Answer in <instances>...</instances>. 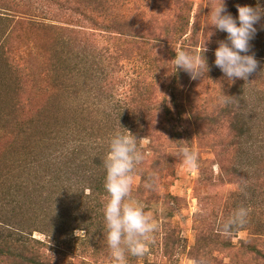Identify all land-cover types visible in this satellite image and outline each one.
<instances>
[{
  "label": "rangeland",
  "instance_id": "rangeland-1",
  "mask_svg": "<svg viewBox=\"0 0 264 264\" xmlns=\"http://www.w3.org/2000/svg\"><path fill=\"white\" fill-rule=\"evenodd\" d=\"M95 1L0 0V221L20 225L38 240L55 235L80 264L88 249L82 238L85 213L92 208L95 216L107 201L92 202L87 195L89 178L103 170L111 137L126 132L121 127L125 108L118 112L122 101L130 103L132 111L153 109L151 125L156 131L151 139L142 137L147 150L142 166L159 168L155 190L146 189L141 174L135 175L132 200L143 204L159 227L146 254L129 255L128 264H264L252 259L245 248L249 243L264 254V59H257V71L244 80L236 96L240 127L222 132L203 123L177 139L168 133L167 125H160L163 115L158 110L163 101L175 109L174 65L154 39L169 22H177L175 4L170 0L96 1L104 3L102 17L115 26L135 21L134 14L144 11L139 23L144 31L135 34L91 25L82 9ZM186 1L191 7L190 30L198 23L204 25L208 7L218 3ZM228 1L230 14L235 4H257V0H233L230 5ZM260 3L264 6V0ZM211 39L219 44L227 33L215 30ZM250 54L264 56V20L257 25ZM134 81L139 82V94L123 100L125 88ZM223 85L216 91L223 93ZM80 140L77 160L62 165L63 152ZM181 146L198 153L195 170L188 171L175 155ZM233 169L237 173L230 175ZM55 170L53 185L45 182L49 188L42 210L26 216L15 212V202L23 200L27 186L32 191ZM226 207L231 209L229 217L240 207L248 209V225L227 235L231 248L213 244L210 253L201 252L198 225L219 226L221 218L211 213ZM100 260L113 264L109 250L102 251Z\"/></svg>",
  "mask_w": 264,
  "mask_h": 264
},
{
  "label": "trees",
  "instance_id": "trees-1",
  "mask_svg": "<svg viewBox=\"0 0 264 264\" xmlns=\"http://www.w3.org/2000/svg\"><path fill=\"white\" fill-rule=\"evenodd\" d=\"M96 1L92 4V6L84 4L85 7L82 9V14L88 19L91 25L104 28L107 31L115 30L117 33L124 32L125 30L123 29H128V33L129 31H133L135 34H139L141 30L143 33L144 30L141 28L139 23L142 24L143 22L141 21L146 16L144 11L140 10V15L134 14V20H138L140 22H121V24H117V26H115L112 22H107V18L105 16L102 17V13L106 12L104 9V3L102 1ZM145 1L153 2L154 0ZM170 1L175 4L174 8L177 10V22H169L163 30L161 36H155L154 39L157 42L158 50L162 55H166L169 61H172L175 57V53H178L181 50H191L194 54L202 53L205 41L208 39L207 33L209 31V27L206 28L204 27L205 24L202 25L201 23H198V26L196 25L193 30H190V4L186 0ZM212 2L213 0H208L207 4L211 5ZM232 3L233 0H229L227 2L228 5ZM237 6L238 5L236 4L231 6V14L238 13ZM134 36L140 37L139 35ZM142 38L146 39L144 36H142ZM206 46L208 50L205 53V56L209 65V72L207 73V76L203 80H192L189 74L183 70H179L175 73L176 70L174 67L173 73L175 74H173L171 79L173 81L172 89L176 94L175 109L169 107L166 104V101H163L158 106V110L163 115V120L160 125L162 126L165 124L166 128L168 126V133L172 134L175 138L177 136L180 137L185 132L189 133L191 131H195L196 126L203 123H207L210 128L215 131L221 130L222 132L226 129L228 131L235 130L240 127L237 125L240 120V114L235 110V100L240 88L245 86V81L242 79H236L234 83H228L227 78L214 63L215 50L219 46L218 42L210 38V40L206 42ZM255 57L256 59L261 57L264 59V56L255 55ZM163 81L164 83H167L166 76L163 77ZM137 83L139 82L134 81L128 85L129 88H125L127 91L121 95V97L124 98L123 100L126 98L133 100L134 96L139 94L140 90L136 86ZM222 84L224 85L223 87H220V89L225 95L231 96V102L224 106L221 103L223 93L216 91L217 87ZM142 90H144L143 84ZM119 104V107L121 108L118 107V112L122 108H125L123 111L121 127L126 132L129 130L137 137L138 145L144 153L146 160L147 150L143 148L142 137L146 136L151 139L154 135V131H156L151 125L154 121L152 118L153 109L140 108L141 110L137 109L132 111L130 103L123 102L122 104L121 101ZM241 116H244V114H241ZM183 128L185 129L183 130ZM177 139L179 138L177 137ZM80 142L82 141L80 140L76 143L74 142V146L67 148V151L63 152L61 157L62 165L67 166L72 164L75 159L77 160L75 156L78 153V145ZM64 158L65 161L63 163ZM95 162L98 163L100 161L97 159ZM97 165H99V163ZM158 169L159 168L157 166L149 168L141 165L136 174H141V180L146 182L147 175L151 172L158 174ZM231 171L230 175H235L237 173L234 169ZM55 172L56 170L54 172H48L44 179H41L39 186H33L32 191L30 189L31 187L27 186L28 192L25 194L23 200L21 199L19 202L14 201L17 203L15 212L19 210L18 214L21 216H26L25 214L29 211L39 213L45 202L44 195L47 188H49L45 182L52 184L56 179L54 176ZM159 175H161V173ZM105 176L106 171L104 165L103 170H97L95 173H91L89 178L91 183V187L89 189L91 192L87 195L89 197L91 196L90 198H92V202L96 199L100 201L108 199V194L104 187ZM94 183H96L97 186H94ZM232 196L233 194L230 198ZM90 209L91 210L88 209L85 213L84 224L82 227V230L85 232V235L82 238L84 244H87L88 249L80 256L79 259H82L80 264H106V261L100 260L102 258V251L108 250V248H106L107 244L104 236L106 229L104 225L103 209L98 210L95 216L93 214L94 212H92V208ZM219 210L221 211V209ZM219 210H213L211 213V215L215 216V218H221L219 226L213 227L214 225H198L197 227L198 242H202V248H198L201 249V252L205 251L207 254L210 253L212 250L211 245L213 244L216 247L227 249L232 247L231 240L227 235L222 234L221 230L222 224L226 221H222V218H228L231 209L226 207L221 212ZM202 213L199 214V216H202ZM38 217L39 215L36 216V218ZM248 223L249 222L243 226H235L230 234L237 233L238 231L244 229ZM0 228H2L0 229V264H79L77 263L75 254H72L69 246H67L64 241L56 238L53 234H48L47 240H38L32 237V233L28 234V232L24 231L20 225L13 226V224L2 220L0 221ZM168 235L170 234H167V236ZM171 235L173 236L175 233L172 231ZM241 243L244 246V242L242 241ZM245 248L252 253V259L264 263V254H261V250L251 246L249 243ZM72 261H74V263Z\"/></svg>",
  "mask_w": 264,
  "mask_h": 264
},
{
  "label": "clouds",
  "instance_id": "clouds-1",
  "mask_svg": "<svg viewBox=\"0 0 264 264\" xmlns=\"http://www.w3.org/2000/svg\"><path fill=\"white\" fill-rule=\"evenodd\" d=\"M208 8L210 12L204 27L212 30L209 31L202 53L194 54L191 50L175 53L172 59L175 73L183 70L192 80H203L209 72L205 56L208 50L206 42L218 30L227 33V39L220 41L215 50V66L222 71L228 83H234L236 79L248 81L258 68L259 62L254 54H250V48L257 33V25L264 20V6L260 0H257L255 7L238 5L237 17L227 11L225 0H218L214 7ZM230 97L223 93L221 103L227 105L231 102ZM175 155L182 159L188 171L198 167V153L195 150L181 146ZM144 162L145 155L138 145V139L129 130L124 133L117 131L111 137L103 161L106 171L104 187L108 194L103 216L106 229L104 236L113 264H128L129 255L143 257L148 245L154 242L153 234L158 231L159 225L151 213L145 211L143 204L132 200L135 174ZM157 182V174L151 172L147 175L144 187L155 190ZM248 216V209L238 208L222 224V234L228 235L235 226L245 225Z\"/></svg>",
  "mask_w": 264,
  "mask_h": 264
}]
</instances>
